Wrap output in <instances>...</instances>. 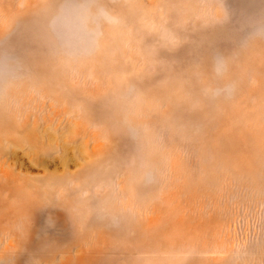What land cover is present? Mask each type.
<instances>
[{"label": "rangeland", "instance_id": "1", "mask_svg": "<svg viewBox=\"0 0 264 264\" xmlns=\"http://www.w3.org/2000/svg\"><path fill=\"white\" fill-rule=\"evenodd\" d=\"M0 264H264V0H0Z\"/></svg>", "mask_w": 264, "mask_h": 264}, {"label": "clouds", "instance_id": "2", "mask_svg": "<svg viewBox=\"0 0 264 264\" xmlns=\"http://www.w3.org/2000/svg\"><path fill=\"white\" fill-rule=\"evenodd\" d=\"M82 29L76 22H69L66 33L65 41L69 46L76 45L83 42Z\"/></svg>", "mask_w": 264, "mask_h": 264}]
</instances>
